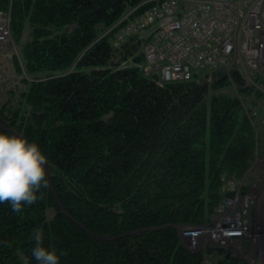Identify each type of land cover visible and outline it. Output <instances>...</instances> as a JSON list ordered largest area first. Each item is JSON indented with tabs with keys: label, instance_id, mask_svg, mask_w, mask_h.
<instances>
[{
	"label": "trees",
	"instance_id": "obj_1",
	"mask_svg": "<svg viewBox=\"0 0 264 264\" xmlns=\"http://www.w3.org/2000/svg\"><path fill=\"white\" fill-rule=\"evenodd\" d=\"M152 3L0 0L22 85L0 131L40 146L49 182L21 213L0 204V264H36L35 229L67 253L60 264H246L232 247L190 250L179 227L208 222L223 176L264 156V91L236 69L161 82L145 40L111 30Z\"/></svg>",
	"mask_w": 264,
	"mask_h": 264
},
{
	"label": "built area",
	"instance_id": "obj_2",
	"mask_svg": "<svg viewBox=\"0 0 264 264\" xmlns=\"http://www.w3.org/2000/svg\"><path fill=\"white\" fill-rule=\"evenodd\" d=\"M147 1L154 3L138 15L135 11L141 4L130 9L111 30L121 41L127 35L145 40L147 69L158 71L161 82L190 79L203 69H223L228 74L236 69L249 82L264 87V0ZM6 28L0 24V46L8 42ZM223 179L226 192L211 219L180 225L181 238L192 251L201 249L205 239L232 247L246 264L264 262L258 190L248 189L243 180Z\"/></svg>",
	"mask_w": 264,
	"mask_h": 264
},
{
	"label": "clouds",
	"instance_id": "obj_3",
	"mask_svg": "<svg viewBox=\"0 0 264 264\" xmlns=\"http://www.w3.org/2000/svg\"><path fill=\"white\" fill-rule=\"evenodd\" d=\"M47 164V156L36 142L0 131V204L7 203L12 212L21 213L25 205L42 198L41 189L49 187ZM31 239V255L36 264H60L61 257L67 255L54 246H45L41 229H35ZM21 260L22 264H30L27 256Z\"/></svg>",
	"mask_w": 264,
	"mask_h": 264
},
{
	"label": "rangeland",
	"instance_id": "obj_4",
	"mask_svg": "<svg viewBox=\"0 0 264 264\" xmlns=\"http://www.w3.org/2000/svg\"><path fill=\"white\" fill-rule=\"evenodd\" d=\"M3 15V16H1ZM4 18V19H3ZM10 12L0 11V24H6V31L9 33L8 42L4 46H0V107L6 103L9 99V88L14 87L15 90H19L22 85L20 82L21 76H19L15 69L14 56H20L18 45L13 40L10 29ZM9 25V27H8ZM257 86V85H256ZM259 87V86H258ZM264 91V87H259ZM0 126L4 127V123L0 119ZM18 135H20L18 133ZM243 180V183L248 189L253 187L258 190L257 202L258 219L261 226H263L264 217V156L258 155L253 165L247 171L243 178H236ZM206 240L202 241L204 244ZM185 243V242H184ZM210 243V242H209ZM234 247V246H233ZM257 264V263H256ZM259 264H264L261 262Z\"/></svg>",
	"mask_w": 264,
	"mask_h": 264
},
{
	"label": "water",
	"instance_id": "obj_5",
	"mask_svg": "<svg viewBox=\"0 0 264 264\" xmlns=\"http://www.w3.org/2000/svg\"><path fill=\"white\" fill-rule=\"evenodd\" d=\"M227 194H228V195H233V192H228Z\"/></svg>",
	"mask_w": 264,
	"mask_h": 264
}]
</instances>
